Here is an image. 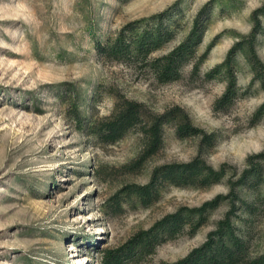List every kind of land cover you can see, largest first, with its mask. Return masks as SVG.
<instances>
[{
    "label": "rangeland",
    "instance_id": "obj_1",
    "mask_svg": "<svg viewBox=\"0 0 264 264\" xmlns=\"http://www.w3.org/2000/svg\"><path fill=\"white\" fill-rule=\"evenodd\" d=\"M159 12L170 35L147 61L96 47ZM182 45L176 76L162 80L153 62ZM260 63L264 0H0V264H102L107 250L126 251L121 264H171L230 210L245 255L264 253ZM124 97L141 102L142 123L160 125L141 161L144 124L113 142L96 134ZM185 121L196 132L179 134ZM195 157L218 178L161 177L159 166ZM157 168L145 203L131 185ZM201 206L173 236L156 225ZM146 230L157 233L149 249Z\"/></svg>",
    "mask_w": 264,
    "mask_h": 264
},
{
    "label": "trees",
    "instance_id": "obj_2",
    "mask_svg": "<svg viewBox=\"0 0 264 264\" xmlns=\"http://www.w3.org/2000/svg\"><path fill=\"white\" fill-rule=\"evenodd\" d=\"M164 16V12H159L146 18L131 20L120 28L116 37L103 43L97 41L96 47L107 55L118 59L147 61L148 54L161 40L168 38L170 35L167 29L163 28ZM145 20L152 21L155 26H145L139 31L138 28ZM182 47L183 45L179 46L153 62L154 70L161 76L162 80L176 76L179 64L184 56V52L181 50ZM260 64L263 70L264 65L263 63ZM262 74H264V70ZM141 108V102L138 100L127 97L122 98L116 104L113 112L99 121L96 128L97 137L106 142H113L122 137L131 127L142 123ZM142 124H144V128L146 124ZM177 130L179 134L183 135L196 132L197 128L185 121L178 125ZM144 132L148 139L137 158L138 161L153 153L161 142V131L158 122L148 124L144 128ZM159 167L162 169L161 177L169 178L175 183L188 182L195 185H206L218 178V171L207 166L198 157L187 162L169 163ZM159 170L160 168L155 169L147 183L131 185L132 190L137 192L145 203L150 200V194L155 189ZM203 208L204 206L185 207L186 213L179 210L167 214L156 225L165 229L169 236H173L175 232L180 230L183 221L188 220L187 217L191 213L201 212ZM230 212L231 210L218 221L216 228L208 233L203 243L193 247L187 254L171 264H234L238 261H243L245 264H264V253L255 257L245 255L244 242L235 233ZM201 221L202 219L194 222L192 228H196ZM189 222L191 223V219ZM156 238L157 233L146 230L143 232L141 244L144 248L149 249L154 245ZM125 253L107 250L103 255L102 264H121L122 255Z\"/></svg>",
    "mask_w": 264,
    "mask_h": 264
}]
</instances>
